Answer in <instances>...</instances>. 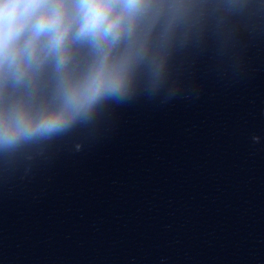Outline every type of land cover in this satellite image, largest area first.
Listing matches in <instances>:
<instances>
[{"label": "clouds", "instance_id": "obj_1", "mask_svg": "<svg viewBox=\"0 0 264 264\" xmlns=\"http://www.w3.org/2000/svg\"><path fill=\"white\" fill-rule=\"evenodd\" d=\"M149 6L148 0H0V85L31 84L49 64L57 79L56 108L33 112L17 102L0 110V144L50 135L86 117L102 98L121 97L130 66L145 58L135 32ZM73 44L93 54L80 77L69 71Z\"/></svg>", "mask_w": 264, "mask_h": 264}]
</instances>
